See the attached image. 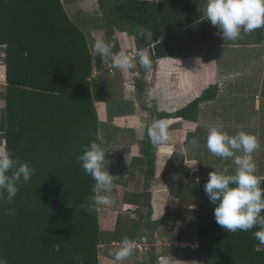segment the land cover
Instances as JSON below:
<instances>
[{"label":"trees","instance_id":"trees-1","mask_svg":"<svg viewBox=\"0 0 264 264\" xmlns=\"http://www.w3.org/2000/svg\"><path fill=\"white\" fill-rule=\"evenodd\" d=\"M30 1L33 45L26 51L23 44L11 45L7 51L4 147L34 171L29 182H18L14 200L0 201V257L7 264H78L73 258L81 256L83 264H98V245L115 235L100 231L99 205L92 211L83 207L95 182L78 157L90 142L100 145L87 49L86 71L77 60L86 41L60 0ZM100 1L106 27L133 36L137 48L149 52L151 69L167 57L211 62L222 46L218 29L191 0ZM41 19L47 30L42 36ZM138 25L151 31L150 39L137 34ZM253 32L259 41L264 28ZM138 67L140 77L149 71ZM215 90L210 86L174 117L195 122L199 105L213 100ZM206 182L182 180L171 191L168 208L186 223L171 238L197 243L185 257L203 264H264V245L253 235L258 228L229 233L215 223Z\"/></svg>","mask_w":264,"mask_h":264},{"label":"crops","instance_id":"crops-1","mask_svg":"<svg viewBox=\"0 0 264 264\" xmlns=\"http://www.w3.org/2000/svg\"><path fill=\"white\" fill-rule=\"evenodd\" d=\"M194 2L204 7V0H191ZM60 3L86 41L79 47L82 51L77 60L86 71L87 49L91 69L88 81H93L91 97L100 125V146L110 161L107 170L116 177L110 194L114 204L104 206L103 214L98 210L100 231L115 238L100 244L103 248L99 249L98 264H112L110 252L119 247L113 243L125 237L135 241V246L142 245L143 240L153 243L154 239L163 245H151L145 253L134 247L123 264H203L201 260L185 257L190 254L184 251L196 250L191 246L197 243L171 238L186 223L176 219L174 211H168L167 202L182 180L184 183H197V178L199 182L208 180L209 172L224 168L228 174L234 173L232 159L222 161L206 147L207 130L212 126L220 127L230 136L241 130L256 136L260 147L252 156L257 165L256 175L264 177V32L259 41L254 33L251 44L219 46L214 62L198 56L180 59V63L164 58L140 77L137 55L140 49L136 40L106 27L100 8L105 3L100 0H60ZM43 32L47 34L41 19V36ZM98 38L112 43L114 53L125 51L137 66L130 71L119 70L113 68L110 57L98 58L91 49ZM0 44L13 48L18 45L21 48L23 44L25 51L31 49L30 0H0ZM2 73L0 70V147L5 146L6 68L5 74ZM210 86L216 88V96L199 105L195 122L174 117ZM158 119L167 120L169 138L154 145L148 138L147 127ZM193 140L199 143L194 144ZM193 161L198 163L194 166ZM146 180L158 189L153 208L150 196L146 195L150 191L145 192Z\"/></svg>","mask_w":264,"mask_h":264},{"label":"clouds","instance_id":"clouds-1","mask_svg":"<svg viewBox=\"0 0 264 264\" xmlns=\"http://www.w3.org/2000/svg\"><path fill=\"white\" fill-rule=\"evenodd\" d=\"M203 13L206 20L218 29L223 41H236L242 38L241 33L247 34L264 28V0H204ZM137 34L149 39L152 35L149 29L139 25ZM113 47L112 43L103 38L96 39L91 45L93 54L110 57L115 69L130 71L137 66L133 57L125 51L114 53ZM138 57L139 66L151 70L152 60L149 52L141 49L138 51ZM173 60L180 63L176 59ZM147 135L154 145L167 141V120H154L147 127ZM192 142L199 143L197 140ZM205 143L213 156L222 161L232 159L235 165L233 174H228L227 168L209 172L208 180L203 186L205 196L213 206L215 223L229 233L248 232L258 228L259 230L253 233L254 238L264 245V215H261L264 212V188L261 187L264 177L256 175L257 165L252 156L260 147L257 137L243 130L230 136L220 127L212 126L207 130ZM13 156L7 148L0 147V201L14 200L18 192V182L22 179L27 183L33 175L34 170L28 163H20ZM78 161L84 172L95 182L91 189L93 195L88 198L90 203L83 207L92 211L97 205L112 206L114 200L110 194L116 177L107 170L110 161L106 159L104 148L96 142H90L83 148ZM197 163L193 161L194 166ZM118 243L119 247L110 252L112 264H123L135 247V241L127 237ZM73 259L78 264H83V257L76 256ZM0 264H7V261L0 257Z\"/></svg>","mask_w":264,"mask_h":264},{"label":"rangeland","instance_id":"rangeland-1","mask_svg":"<svg viewBox=\"0 0 264 264\" xmlns=\"http://www.w3.org/2000/svg\"><path fill=\"white\" fill-rule=\"evenodd\" d=\"M241 35H242V38L241 39H238V40H236V41H230V40H225V41H223L221 38V42H222V45L223 46H229V45H232V44H234V43H247V44H251V43H253L254 42V32H251V33H247V34H245V33H241ZM264 67V66H263ZM248 75V74H247ZM234 78V77H233ZM113 94L114 95H116L114 92H113ZM150 181V180H149ZM144 187H145V192H146V190L147 191H150V192H148V194H146V195H149L150 196V203H152V208H153V203H155L154 202V200L156 199V196H157V193H158V189H157V187L154 185V184H150L149 182H148V180H146L145 182H144ZM153 187V188H152ZM156 189V190H155ZM165 196H166V193H165ZM168 203V202H167ZM158 205V204H157ZM169 205V204H168ZM158 206H160V205H158ZM169 206H167V209H168V211L170 210L169 208H168ZM103 209H104V206L103 205H99V212L100 213H102L103 214ZM192 209H196V206H194V207H192ZM146 210H147V208H146ZM146 210L144 211V213L146 212ZM172 219V218H171Z\"/></svg>","mask_w":264,"mask_h":264},{"label":"built area","instance_id":"built-area-1","mask_svg":"<svg viewBox=\"0 0 264 264\" xmlns=\"http://www.w3.org/2000/svg\"><path fill=\"white\" fill-rule=\"evenodd\" d=\"M7 51H8V47L7 45L5 44H0V70L3 71L2 74H5V68H6V64H7ZM138 55V53H137ZM2 75H0L1 77ZM114 245H118L119 246V243L118 242H115L113 243ZM151 245H154V246H161L163 245L160 241L154 239V242L153 243H150V241L148 240H143V243L142 245H137L135 246L137 248V250L139 252H148L149 249L151 248ZM172 244H169V246H171ZM175 245V244H174ZM178 246V245H177ZM192 248H195L197 249V245H194V246H191ZM98 248L99 249H102L103 246L102 245H98Z\"/></svg>","mask_w":264,"mask_h":264}]
</instances>
